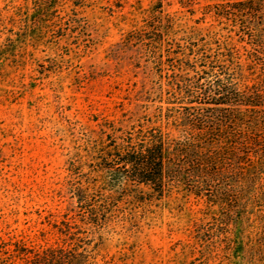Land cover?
<instances>
[{
  "label": "rangeland",
  "instance_id": "374dc122",
  "mask_svg": "<svg viewBox=\"0 0 264 264\" xmlns=\"http://www.w3.org/2000/svg\"><path fill=\"white\" fill-rule=\"evenodd\" d=\"M189 1L186 9L163 2L162 14L175 15V35L163 39L164 65L172 63L178 51L173 38L188 35L192 39L189 46L181 42L188 54L195 46L198 53L206 51L208 58L218 54L224 59L220 45L224 46V37L231 33L235 39L230 52L239 58L246 74V63L253 61L249 70L255 78L264 76V0L241 2L245 7L255 5L258 14L230 10L221 21L203 15L207 8L228 0ZM22 3L0 0L3 264L36 261L57 239L54 227L63 217L87 220L72 189L101 180L92 165L83 161L84 151L97 149L100 136L114 142L139 117L152 114L160 107V89L166 82L158 78L157 55L149 48L154 46V37L140 29L157 0H92L83 12L76 13L80 20H56L37 42L29 37L17 41V29L9 33L6 19ZM208 30L224 36L219 44L208 42ZM253 36L259 48L250 43ZM15 39L13 44L7 41ZM121 198L97 217L107 224L97 228L99 236L88 224L74 233V239L85 246H96L97 238L105 240L94 258L97 264H215L214 258L216 264H264V219L256 218L264 217L262 201L256 204L259 207L247 227L229 228L227 235H220L214 230L205 234L200 223L205 221L206 206L193 200L141 204ZM201 240L211 242L210 247Z\"/></svg>",
  "mask_w": 264,
  "mask_h": 264
},
{
  "label": "trees",
  "instance_id": "16d2710c",
  "mask_svg": "<svg viewBox=\"0 0 264 264\" xmlns=\"http://www.w3.org/2000/svg\"><path fill=\"white\" fill-rule=\"evenodd\" d=\"M91 1L23 0L6 19L9 33L17 29V41L29 37L30 41L37 42L56 20L67 17L76 23L78 12H83ZM165 1H172L182 9L190 3L189 0H157L155 7L145 14L146 21L140 28L144 34L153 35V45L157 48H149L157 55L158 78L166 80L164 89H160V107L150 115L139 117L114 142L100 136L97 149L86 148L82 159L92 165V171L101 181L96 185L87 182L74 186L72 191L76 205L86 213L87 220L63 217L52 232L57 239L51 248L30 264H97L94 258L102 250L101 241L105 240L97 238L96 246H85L74 239V233L88 224L99 236L97 228L107 224L97 217L120 196L121 200H136L141 204L167 200L201 203L206 206L205 221L200 223L206 228L205 234L214 230L220 235H227L229 228L247 227L253 210L259 207L256 204L261 201L264 204V76L255 78L249 70L253 61L246 63V74L239 58L230 52L235 36L228 33L224 37L210 30L205 31L209 43L219 44V39L224 37V46L220 45L224 59L218 54L208 58L206 51L198 53L195 46L188 54L184 46H189L192 39L187 35L180 40L173 38L178 51L173 62L165 66L161 51L163 39L175 35V15L164 16L161 12ZM241 2L228 0L211 6L203 16L221 21L230 10L258 14L255 5L245 7ZM256 37L250 40L253 45L257 44ZM7 41L12 43L16 39ZM169 57L168 52L167 60ZM222 71L227 74L220 76ZM80 162L81 159L77 165ZM96 198L100 200L95 202ZM256 218L264 219L260 215ZM201 244L210 247L211 242L201 240ZM14 249L23 256L19 247ZM229 256L226 258L230 259ZM4 259L0 253V264ZM213 261L216 264V258Z\"/></svg>",
  "mask_w": 264,
  "mask_h": 264
}]
</instances>
